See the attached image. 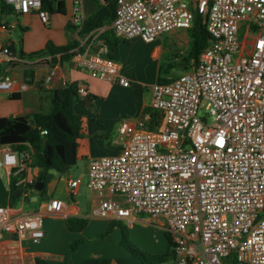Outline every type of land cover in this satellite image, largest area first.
Returning <instances> with one entry per match:
<instances>
[{"label": "built area", "instance_id": "1", "mask_svg": "<svg viewBox=\"0 0 264 264\" xmlns=\"http://www.w3.org/2000/svg\"><path fill=\"white\" fill-rule=\"evenodd\" d=\"M73 1L74 20L82 25L83 0ZM1 2L16 15L50 21L43 0ZM195 13L206 18L208 46L190 70L152 85L150 111L134 125L121 124L117 154L89 158L87 185L99 197L91 214L128 224L137 214L162 220L174 264H264V0H117L112 30L120 39L149 43L191 29ZM16 26L15 20L0 23L7 32ZM108 53L100 41L96 52L73 58L92 78L130 86ZM12 58L9 43L0 40V59ZM14 86L12 76H0V91ZM155 113L163 122L151 127ZM26 159L3 146L2 162L13 176L22 177ZM82 181L69 180L70 189ZM20 183L29 190L26 179ZM63 204L50 199L44 213L0 205V239L27 234L41 241L46 219Z\"/></svg>", "mask_w": 264, "mask_h": 264}, {"label": "crops", "instance_id": "2", "mask_svg": "<svg viewBox=\"0 0 264 264\" xmlns=\"http://www.w3.org/2000/svg\"><path fill=\"white\" fill-rule=\"evenodd\" d=\"M66 15L68 20L62 23L61 33L59 29L49 28L46 38L31 41L27 46L26 40L22 41V50L26 52H37L42 50L48 41H52L55 45L62 46L69 41H78L77 52H96L98 44L103 41L102 34L106 30H112V24L98 28L91 33L81 37L79 30L81 24L74 20V1L64 0ZM95 0H83V8L81 14L84 18H88L96 11ZM32 20L38 17L36 13L22 15ZM39 18V17H38ZM13 20L20 23L15 17ZM51 20V18H50ZM41 21V20H40ZM1 23V20H0ZM44 24V23H42ZM45 26H50V21ZM184 32V40L187 30H175L163 33L158 39L152 42L150 57H154L158 61V71L155 80L154 77L146 74L148 66L144 63L143 52L138 49L143 40L134 37L129 40L120 39L118 46V57L115 59L121 66V72L131 79V85L125 87L118 82L98 80L92 78L90 74L81 69L74 58L62 65L54 67L46 61L50 57L43 55L39 57H22L14 53L11 60L0 59V76L10 75L14 79V89L12 92L0 91V129H2L8 119L17 115H32L40 109V93L44 90L52 88H62L65 84L76 83L78 90L85 88L87 96L79 95V99L75 104V112L81 117L80 136L77 139V163L67 172H58L52 170V179L47 185V192L44 196L40 194V190H25L24 185L20 183L21 178L26 179L29 184L39 182L37 176L39 169L33 166H27L24 175L19 179L12 174V169L4 165L2 162V148L0 145V192L9 190L10 184L16 180V185L21 186L23 195L15 205H10L21 212H45V204L50 199H60L64 201L61 211L46 219V235L39 242H33L27 234H7L0 239V264H38L43 261L45 264H96L99 259H107L111 264H143L139 259L122 246V230L116 225L111 228L110 232H105L115 221L96 217L91 214L92 208L99 202L98 195L89 189L88 182V160L91 157L103 155L117 154L122 147V143L118 139V132L123 122L132 125L136 124L142 114L150 111V103L152 100L151 87L158 82L159 77L163 79H173L181 73L190 70L187 68L175 75H168L170 70L174 68L173 61L182 58L177 49H167V39L172 34ZM31 30L27 31V35L31 34ZM0 40L5 43H14L11 39V31L7 32L0 29ZM27 48L31 51H28ZM36 50V51H34ZM168 64V70L164 71L163 66ZM56 70H59V77L56 81L48 80L49 76ZM63 81L60 84V81ZM62 85L61 87H58ZM15 97L13 98L12 96ZM13 103L18 105L16 108ZM158 114V113H157ZM158 120L151 122H163L162 116L158 114ZM159 123V124H160ZM30 150V149H29ZM31 162V160H30ZM82 177V183L73 190L69 187V180ZM34 186V187H35ZM17 194V193H16ZM108 197L122 200L118 195L107 194ZM123 201V200H122ZM32 204V208L25 210V204ZM143 214L134 215L132 223L126 221H116L121 225L129 226L130 236L132 240L139 242L143 250L147 254L157 255L165 254L169 250V240L163 243V250L158 251L155 242L150 241L146 244L139 239L136 232V225H144L151 227L150 218ZM70 218L87 219V225L83 230H71L68 227ZM155 219V218H152ZM158 220V226L163 227L164 222ZM81 240L82 243L74 251H71L75 241ZM174 264L173 257L166 263Z\"/></svg>", "mask_w": 264, "mask_h": 264}, {"label": "trees", "instance_id": "3", "mask_svg": "<svg viewBox=\"0 0 264 264\" xmlns=\"http://www.w3.org/2000/svg\"><path fill=\"white\" fill-rule=\"evenodd\" d=\"M96 11L85 18L79 35L81 37L92 31L112 24L116 16L117 0H95ZM2 13L15 14L12 6L0 3ZM43 8L50 14H66L64 0H43ZM16 15V14H15ZM1 20V19H0ZM191 43L188 55L184 58L185 64L190 68L198 59L200 53L208 46L210 36L206 28V18L199 13H195L193 27L189 29ZM102 39L109 47L108 56L114 59L118 57V46L120 39L113 30H106L102 34ZM12 52L16 51L14 43L9 44ZM78 41H69L66 45L58 46L52 41H48L46 46L37 52L30 54V57L48 55L47 59L53 67L62 65L70 61L77 53ZM20 55H27L20 50ZM163 70H168V64L163 66ZM172 79L159 77L158 82H169ZM13 98L15 97L12 96ZM79 99V90L76 83H67L62 88H52L40 93V109L32 115H17L10 117L6 125L0 129V145L11 146L14 150L27 155V166L39 169L37 180L42 183L43 188L40 194L44 196L47 192V185L52 179V170L67 172L77 163V139L80 136L81 117L75 112V104ZM158 114L152 115L153 120H158ZM152 120V121H153ZM160 122L151 124V127ZM30 149V150H29ZM31 160V162H30ZM24 175V172L21 176ZM28 185V184H27ZM35 182L28 185L29 190L35 189ZM21 186L16 185V180L10 184L9 190L0 192V205H15L23 193L16 194ZM87 219L70 218L68 227L71 230H83L87 225ZM118 225L122 230L121 244L133 257L139 259L143 264H163L173 257L171 237L167 231L165 234L169 240V250L165 254H147L136 248L129 239L127 227L114 222L105 232L109 233L111 228ZM82 243L75 241L71 251H74ZM38 264H45L38 261ZM96 264H111L107 259H99ZM234 264H237L234 262Z\"/></svg>", "mask_w": 264, "mask_h": 264}, {"label": "rangeland", "instance_id": "4", "mask_svg": "<svg viewBox=\"0 0 264 264\" xmlns=\"http://www.w3.org/2000/svg\"><path fill=\"white\" fill-rule=\"evenodd\" d=\"M15 17L20 21V23L17 24V26L11 30V39L16 44V50L18 54L22 48V41H24V39L26 40V43H27L26 47H28L31 41L39 40V38L45 39L48 34L47 31L45 30H49V28L59 29L57 30V32L61 33L62 30L60 28H61L62 23L64 22V20L65 21L68 20V17L66 15H63L60 13H53V14H50V18H51L50 26H45L44 24H42L40 19L35 16L33 17L32 20H29L27 19V17L22 16V15L2 13L1 5H0L1 24H5L7 21L13 20ZM29 30H31L32 32L30 35H27L25 38V34ZM184 32L185 31H181L178 34H172L167 39V49L175 48L179 50L178 53L181 54V56H183L182 58L180 57L179 59L178 57V60L173 61L174 68L170 70V73L168 75H175L179 73L180 71L188 68V65L185 64L183 60L184 58H186L189 52L190 43H191V36H190L191 34H190V31L187 30L186 35H185V40H184ZM33 37H35V40L33 39ZM152 45H153L152 42L148 43V42L143 41L141 45L138 46V49H141V53L143 52L142 58L145 59L144 63H146V65L148 66V70H146V74L147 75L149 74L150 76L154 77L152 79L155 80L159 65H158V61L153 56L152 57L149 56L151 54ZM27 50L31 51L28 48ZM32 53L34 52H28V53L26 52V55H27L26 57L29 58L30 57L29 55ZM13 105H15L14 106L15 108L18 106L16 105V103H13ZM200 115L206 116V118L210 120V117L205 114L204 110L200 111ZM32 206H33L32 204H29L28 202H26L25 210L31 209ZM145 218H149V216ZM150 224H151V227L144 226L141 224L136 225V228H137L136 232H138V237L139 239L144 241L146 244H148L150 241L155 242L157 245V248L159 249L158 251H162L161 253H163L165 251V248L163 250V246L165 245V243H167V238L165 236V229L164 227L158 226L159 223L157 219L150 218ZM127 230L128 232H130L129 226H127ZM128 236L136 248L147 253L146 251L143 250L139 242L132 240L130 233Z\"/></svg>", "mask_w": 264, "mask_h": 264}, {"label": "water", "instance_id": "5", "mask_svg": "<svg viewBox=\"0 0 264 264\" xmlns=\"http://www.w3.org/2000/svg\"><path fill=\"white\" fill-rule=\"evenodd\" d=\"M57 77H59V70H56V71L53 72V74H52V76H51V79H52L53 81H56V80H57ZM62 83H63V81L61 80V81H60V84H62ZM61 86H62V85H59L58 87H61ZM35 188H36L37 190H40V189L42 188V183H41V182H37ZM18 191L22 192L23 189L18 190ZM16 193L18 194L19 192H16Z\"/></svg>", "mask_w": 264, "mask_h": 264}]
</instances>
